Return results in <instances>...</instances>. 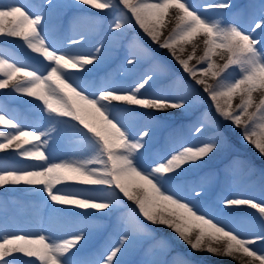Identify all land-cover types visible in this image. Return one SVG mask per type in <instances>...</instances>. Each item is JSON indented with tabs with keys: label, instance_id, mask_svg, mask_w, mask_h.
Instances as JSON below:
<instances>
[{
	"label": "snow or ice",
	"instance_id": "6c2138e0",
	"mask_svg": "<svg viewBox=\"0 0 264 264\" xmlns=\"http://www.w3.org/2000/svg\"><path fill=\"white\" fill-rule=\"evenodd\" d=\"M76 5L113 14L108 35L113 41L124 38L125 71L138 78H105L90 85V74L107 56L105 44L84 52L78 47L83 33L79 39H62L52 0L0 3V38L21 41L39 65L0 50V90L39 102L31 106L46 121L32 126L0 104V153H10L0 157V189L23 185L58 206L52 211L62 218L63 231L10 232L0 221V264H122L119 257L154 240L151 226L167 227L194 252L237 264H264V189L260 199L223 197L214 208L205 206L203 186L184 194L180 189L184 175L226 141L217 117L240 129L242 139L264 157V8L258 18L245 20L230 11L229 0L201 5L190 0H74ZM71 22L96 26L98 17L78 14ZM173 22L164 37L163 29ZM136 26L151 44L168 51L182 74L142 38L126 35ZM188 46L192 50L184 58ZM161 78L168 82L164 88L156 87ZM205 100L210 107L199 113L188 135L154 153L152 124L144 118L159 120L155 113L188 111ZM206 132L209 137L200 140ZM61 140L71 144L70 155L54 154ZM245 208L258 214L259 232L239 230L251 226V219H231ZM94 212L115 216L117 234L96 258L85 260L80 254L92 235L91 221L98 219Z\"/></svg>",
	"mask_w": 264,
	"mask_h": 264
},
{
	"label": "rangeland",
	"instance_id": "374dc122",
	"mask_svg": "<svg viewBox=\"0 0 264 264\" xmlns=\"http://www.w3.org/2000/svg\"><path fill=\"white\" fill-rule=\"evenodd\" d=\"M12 0H0V3H11ZM22 3H39L40 0H20ZM195 5H201L208 0H190ZM229 2L235 7L238 4L237 0H229ZM74 0H52L53 11L58 20L59 26L62 29V39L69 37L80 38V34H84V43L79 47L81 51L90 52L94 46H99L100 43L105 44L107 49V56L102 64H99L95 71H93L88 79L90 85L96 84L105 78L110 80H117L120 82L130 81L136 77L135 72H126L129 66L123 63L125 56V49L127 47L123 37L113 41L108 35V25L112 22L113 14L111 12H102L100 10L90 9L84 5H76L72 7ZM248 4L251 7V11L244 12L243 9L236 8L234 13L239 14L245 20L249 18H258L261 14L262 8H264V0H244L243 5ZM82 10V12L80 11ZM92 13L98 17V24L96 26L81 24L73 25L72 19L78 14L86 15ZM174 26L173 23H169L166 28L163 29V36L166 37L169 31ZM126 35H136L142 38L151 48L156 50L157 55L166 61L173 69L175 73L182 74V69L176 64V62L170 57L166 49H158L154 44L144 37L137 28L129 29ZM163 39V37H162ZM199 44L200 41H197ZM0 50L6 51L11 57L18 60H23L26 63L35 64L36 56L30 53L22 46V42L14 39L0 38ZM191 46L187 47V51L184 53V58L191 52ZM202 54V44L197 50L196 55ZM171 58V59H170ZM218 63H223L217 58ZM196 61H192V65H195ZM92 67V66H89ZM145 71L147 69H144ZM79 75V74H77ZM186 78V74H183ZM138 78V77H136ZM193 83L192 81H189ZM167 81L161 78L158 81L156 87L164 88L167 85ZM199 89V86H196ZM259 99V95H257ZM39 102L30 100L26 97L14 96L10 90H0V104H3L9 109L10 112L17 115L24 122L35 126L41 127L46 121L42 119V114L37 107L31 105H38ZM239 103V99L234 101V105ZM209 102L205 100L201 104L194 107V109L184 110H168L165 112L155 113L154 115L160 117L159 120L149 121L148 118H144L145 123L152 124L153 131V151L154 153H162L165 146L170 144L175 137L179 135H188L189 128L179 120L177 129L173 123L171 117L178 113L192 119L196 114L209 108ZM136 111H144L142 109H136ZM214 114V113H213ZM215 115V114H214ZM220 125V130L224 133L226 141L221 144V147L206 157L203 161L198 162L199 167L191 168L183 177L180 184L181 194H184V190H190L192 187L198 185L203 186L208 192L205 206L208 208H214L216 202L223 197H230L234 195H247L256 199H260L262 195V188L255 182V177L252 176V163L257 165L260 173L264 175V157H262L258 151L246 141H244L240 135L241 130L235 128L230 123L220 120L217 117ZM173 125V126H172ZM182 126L186 127V132L182 133ZM209 133H204L200 140L207 139ZM161 146V148L159 147ZM156 148V149H155ZM72 146L67 140L59 141L55 146V155L57 157H64L70 155ZM231 151H241V161L236 160L235 167L228 166L219 167V164L224 160ZM10 153H0V157L9 156ZM249 155L250 159L246 157ZM231 160V158H230ZM31 163V162H24ZM209 165H214L215 168H208ZM187 167V166H186ZM256 169V168H255ZM257 169V170H258ZM131 207L130 202L125 201ZM58 207L52 205L50 201H46L42 196H35L30 191L25 189V186L21 185L17 188L7 187L6 189H0V221H6L8 225V231H26V232H38V231H50L57 235H63L61 228V217L58 213L52 211L53 208ZM73 211H77L73 209ZM242 214L240 216L231 217L234 220L251 219V226L240 225L239 230L245 234H253L260 230V220L258 214L251 209L238 210ZM247 214V215H244ZM93 215L98 219L92 220L91 224L94 226L89 230L92 235L88 242L81 250L80 258L90 260L96 258L97 254L103 251L107 246L113 243L116 239L117 229L115 227V216L105 217L102 212H94ZM102 226V227H100ZM159 229L162 234L161 237L154 238V240L142 241L133 247L127 254L119 257L122 264H146V262L157 261L159 264H177L178 261L183 260L177 249L179 244V238L170 229L164 226H151ZM113 235L110 236L111 234ZM110 234V235H109ZM156 234V233H155ZM157 236V234H156ZM84 242H82L83 244ZM151 247H146L151 244ZM165 244V247H161V244ZM168 245V246H167ZM187 245V244H186ZM79 247V246H78ZM172 248V249H171ZM202 256L216 261L220 256L209 254L204 251ZM18 260H26L28 258L18 256ZM186 264H196L195 262L186 261Z\"/></svg>",
	"mask_w": 264,
	"mask_h": 264
},
{
	"label": "trees",
	"instance_id": "16d2710c",
	"mask_svg": "<svg viewBox=\"0 0 264 264\" xmlns=\"http://www.w3.org/2000/svg\"><path fill=\"white\" fill-rule=\"evenodd\" d=\"M242 8H245L247 11L250 9V6L245 5ZM133 24H134V21H133ZM135 28H137V30H139L141 32V34L144 36L143 32L138 28V26H136ZM146 39H147V37H146ZM181 115L182 114L178 111V113H176L174 115V117H180ZM193 120H196V118ZM207 137H209V136H207ZM234 156L238 157L240 155L236 153V154H234ZM246 157L249 158L248 156H246ZM254 166L255 165H252V175L256 179H258V182L260 184H262V186L264 187V176L260 173V170L255 169L256 167H254ZM159 233H160V231H159ZM178 242H179V244L176 248L178 250V252H180L183 255V257H185L186 259L194 261L195 263H198V264H237L236 260H234L232 258H225V257H220L216 261L210 263L211 260L209 261V260L205 259L201 254L202 252H199V251L194 252L183 241L179 240Z\"/></svg>",
	"mask_w": 264,
	"mask_h": 264
}]
</instances>
